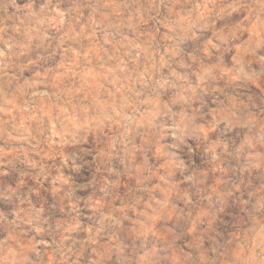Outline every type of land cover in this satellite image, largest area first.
Returning a JSON list of instances; mask_svg holds the SVG:
<instances>
[{
	"label": "clouds",
	"instance_id": "1",
	"mask_svg": "<svg viewBox=\"0 0 264 264\" xmlns=\"http://www.w3.org/2000/svg\"><path fill=\"white\" fill-rule=\"evenodd\" d=\"M0 264H264V0H0Z\"/></svg>",
	"mask_w": 264,
	"mask_h": 264
}]
</instances>
